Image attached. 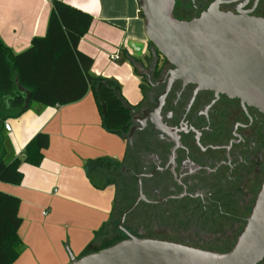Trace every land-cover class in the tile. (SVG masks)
<instances>
[{
    "label": "flooded vegetation",
    "instance_id": "af4514ba",
    "mask_svg": "<svg viewBox=\"0 0 264 264\" xmlns=\"http://www.w3.org/2000/svg\"><path fill=\"white\" fill-rule=\"evenodd\" d=\"M211 6L264 18V0H174L172 14L190 21ZM156 58L136 66L147 88L133 109L134 132L115 179V199L131 200L122 214L132 207L117 225L121 240L129 234L227 253L264 178V114L237 98L169 82L173 67Z\"/></svg>",
    "mask_w": 264,
    "mask_h": 264
},
{
    "label": "crops",
    "instance_id": "0c3cea01",
    "mask_svg": "<svg viewBox=\"0 0 264 264\" xmlns=\"http://www.w3.org/2000/svg\"><path fill=\"white\" fill-rule=\"evenodd\" d=\"M89 14L93 21L78 51L92 59L91 74L115 80L131 106L144 93L136 66H147L152 54L137 0H57ZM53 0H0V40L13 55L46 35ZM117 56V60L111 59ZM0 136L6 164L19 159V185L0 183V191L20 200V254L13 264H69L71 258L100 251L111 220L117 188H96L86 173L89 161L108 158L121 163L127 139L106 132L91 92L62 106L31 104L8 117ZM3 124V125H4ZM39 133L49 138L38 166L23 161L25 148Z\"/></svg>",
    "mask_w": 264,
    "mask_h": 264
},
{
    "label": "water",
    "instance_id": "95a60500",
    "mask_svg": "<svg viewBox=\"0 0 264 264\" xmlns=\"http://www.w3.org/2000/svg\"><path fill=\"white\" fill-rule=\"evenodd\" d=\"M137 3L148 41L173 67L169 82L180 80L237 98L264 114V18L222 13L211 6L196 19L179 21L172 14L174 0ZM105 111L103 105L102 114ZM133 132L130 128L128 139ZM131 210L122 214L120 228ZM126 235L108 248L71 258L69 264H257L264 258V178L246 224L227 253Z\"/></svg>",
    "mask_w": 264,
    "mask_h": 264
},
{
    "label": "trees",
    "instance_id": "16d2710c",
    "mask_svg": "<svg viewBox=\"0 0 264 264\" xmlns=\"http://www.w3.org/2000/svg\"><path fill=\"white\" fill-rule=\"evenodd\" d=\"M92 21L89 14L53 0L46 35L32 39L28 50L13 55L0 40V129L8 117L21 115L31 104L62 107L80 101L91 92L104 130L127 139L132 126L128 107L135 109L141 103L129 105L115 80L91 74L92 59L79 52L77 47ZM142 90L144 92L143 87ZM103 105L106 107L104 114ZM48 145V136L37 134L26 146L23 161L38 166ZM4 156L0 136V183L19 185L23 179L22 161L16 159L6 164ZM123 163L124 160L117 163L100 158L87 162L85 168L95 187L102 188V183L115 184V180L107 179L106 174L120 173ZM19 206L17 197L0 191V264H13L20 254L18 231L22 220L18 216Z\"/></svg>",
    "mask_w": 264,
    "mask_h": 264
},
{
    "label": "rangeland",
    "instance_id": "374dc122",
    "mask_svg": "<svg viewBox=\"0 0 264 264\" xmlns=\"http://www.w3.org/2000/svg\"><path fill=\"white\" fill-rule=\"evenodd\" d=\"M151 50L152 53L156 52L154 46H151ZM157 55V52H156ZM155 59V58H154ZM160 72V71H159ZM142 82V87L145 89L147 88V86L145 85V82L141 79ZM121 172V170H120ZM119 172H110L106 174V178L110 179L114 182V180H119L121 177L119 175ZM122 201H117V199L115 200L114 206H113V211H112V215H111V220L110 223L107 227V230L104 231V242L102 245L103 247H100L99 250H101L102 248H107L109 245L113 244L114 242H118L120 239H122V235L119 232V230L117 229V225L119 223L120 217L122 212L128 207L129 202H131V200H126V198L124 196L121 197ZM102 249V250H103Z\"/></svg>",
    "mask_w": 264,
    "mask_h": 264
},
{
    "label": "built area",
    "instance_id": "2783aa9c",
    "mask_svg": "<svg viewBox=\"0 0 264 264\" xmlns=\"http://www.w3.org/2000/svg\"><path fill=\"white\" fill-rule=\"evenodd\" d=\"M111 59H113V60H117L118 59V57L115 55V56H113V57H111ZM3 128H4V130L6 131V132H10V126L8 125V124H4L3 125Z\"/></svg>",
    "mask_w": 264,
    "mask_h": 264
}]
</instances>
